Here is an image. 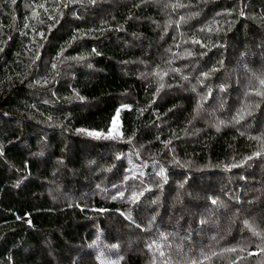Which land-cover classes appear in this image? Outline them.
<instances>
[{"label":"trees","instance_id":"trees-1","mask_svg":"<svg viewBox=\"0 0 264 264\" xmlns=\"http://www.w3.org/2000/svg\"><path fill=\"white\" fill-rule=\"evenodd\" d=\"M261 79L264 0H0V264H264Z\"/></svg>","mask_w":264,"mask_h":264},{"label":"snow or ice","instance_id":"snow-or-ice-1","mask_svg":"<svg viewBox=\"0 0 264 264\" xmlns=\"http://www.w3.org/2000/svg\"><path fill=\"white\" fill-rule=\"evenodd\" d=\"M92 2H95V0H92ZM181 6H183V5H174V7H181ZM41 7H43V5H41ZM181 19H183V17H182ZM204 30H205V29H201V31H204ZM207 31L211 32L212 29H211V28H208ZM192 43H201V42L198 41V40H196V39H193V40H192ZM189 55H191V53H189ZM53 68H55V65H53ZM165 75H167V73H165ZM260 83H261L262 85H264V79H261V80H260ZM161 87H163V85H161ZM256 95H260V96L264 97V92H259V91H258V92L256 93ZM81 99H83V97H81ZM249 114H250V113H249ZM116 115H117V117L119 116V111H117V114H116ZM243 116H244V113L242 112V113L240 114V119H243ZM113 123H115V120L113 121ZM81 131H84V130H81ZM217 131H219V127H217ZM87 134H88V135H91V136H94V137H96V138H100V137H101V133L89 132V133H87ZM242 134H243V133H242ZM109 137H111V138H117V137H113L111 132L108 134V136H106V137H104V138H109ZM250 138H251V139H257L256 137H250ZM255 155H256V156H259V155H260V152L255 153ZM248 159H252V157H249ZM160 175H161V176H164V173L161 172ZM134 199H135V197H134ZM212 203H213V204H216L217 201H216V200H213ZM253 235H257V236H258L259 233H257L255 230H253ZM113 247H118V245H114ZM149 247L151 248L152 245H149ZM262 250H264V249H262ZM228 251H235V249H228ZM160 254H161V256L164 255L163 252H161ZM193 264H196V262L194 261Z\"/></svg>","mask_w":264,"mask_h":264},{"label":"rangeland","instance_id":"rangeland-1","mask_svg":"<svg viewBox=\"0 0 264 264\" xmlns=\"http://www.w3.org/2000/svg\"><path fill=\"white\" fill-rule=\"evenodd\" d=\"M119 113H120V111H119ZM114 120H115V123H112V125H111V127L107 133H101V132H96V133H101V136H108V134L111 132L113 137H117V139H120L122 137V128H121L119 116L117 117V115H116ZM87 132L89 133V132H95V131H87ZM131 169L137 170V166L134 164L131 166Z\"/></svg>","mask_w":264,"mask_h":264}]
</instances>
